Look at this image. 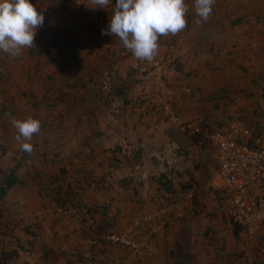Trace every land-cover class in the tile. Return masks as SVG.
I'll use <instances>...</instances> for the list:
<instances>
[{
  "label": "rangeland",
  "instance_id": "1",
  "mask_svg": "<svg viewBox=\"0 0 264 264\" xmlns=\"http://www.w3.org/2000/svg\"><path fill=\"white\" fill-rule=\"evenodd\" d=\"M59 1L57 9L53 0H47L54 15L48 19V26L38 29L33 48L22 49L19 56L0 52V257L17 251L18 256L8 264H45L43 258L51 262L48 264H54V259L66 263L65 256L72 253L71 222L78 220L84 225L87 218L80 217L71 206L66 210L53 202L51 195L58 186L62 196L74 195V204L87 207L88 218H103L99 209L103 204L91 201L89 205L88 200L104 198L112 219L97 228L99 235L88 237L90 249L85 258L92 255L97 251L93 242L137 221L129 220L127 227L121 219L122 203L106 198L118 193L109 183L130 180L136 193L145 182L156 191H166L165 185L172 187L158 208L195 192L189 202L193 211L189 222L205 219L200 226L202 236L216 239L217 246L224 245L223 251L227 245L234 251L228 264L247 256L250 262L244 264H264V235L250 237L238 227L235 236L236 225L219 212L215 193L207 186L208 172L218 166L216 148L202 136L196 143V135L172 124L163 109L169 105L184 124H193L202 116L208 130H227L240 122L249 126L255 137L264 131L260 104L264 102V41H258L264 26L252 25V18L261 13L262 0H233L232 13L221 14V18H234L243 24L245 30L239 39L244 55L226 61L231 65L227 70L225 60L199 69L200 76L210 78L201 85L185 77L186 61L175 57L179 52L176 45L171 48L175 47L174 52L163 47L154 56L164 66L158 74L151 61L120 56L124 48L120 39L102 35L97 21L88 15L91 5L92 9L99 7L94 0ZM75 1L83 3L84 12ZM112 9V5L105 9L108 22ZM162 38L165 35L158 39L159 46L169 44ZM94 39L111 42L115 51L97 46ZM66 40L69 45H65ZM179 45L191 54L196 47ZM208 45H212L210 51L219 44ZM36 51L46 54L32 58ZM118 90H125L123 96L116 95ZM28 118L41 122L40 132L27 141L31 152L22 149L12 123ZM198 165L203 168L201 173L194 172ZM12 175L16 181L9 179ZM73 234L72 241L77 239L75 231ZM241 246L244 250L236 248Z\"/></svg>",
  "mask_w": 264,
  "mask_h": 264
},
{
  "label": "crops",
  "instance_id": "2",
  "mask_svg": "<svg viewBox=\"0 0 264 264\" xmlns=\"http://www.w3.org/2000/svg\"><path fill=\"white\" fill-rule=\"evenodd\" d=\"M34 4L37 3V0H32ZM71 2V0H70ZM185 3L188 6V12L186 14L187 25L186 27L178 32L177 34H167L165 35L167 45L159 46L158 50L164 47V51L166 52H174L169 47H173V45L178 47L179 52L176 54V58H179L182 61H186V68L188 69L186 73V78H190L195 83L199 82L201 85L204 81L209 80L210 78L200 76L199 69L203 67H207L213 65L214 62L218 65L221 60H225L224 63L226 65L225 70L228 69L230 64H227L226 61L229 59L237 58L238 56L244 55L243 53V44L240 41V37L243 34L245 28L240 21H235L236 19H224L221 18V14L232 13V6L235 5L233 0H214L212 4V12L209 15L207 21H202L201 23H197L198 20H201L199 16L196 15L195 9V0H185ZM115 4V0L113 1ZM61 1L53 0V6L58 9L60 7ZM39 6L45 9V22L43 26H48V19L51 18L54 14L50 13V9H53L52 3L50 4L47 0H39ZM91 9L88 11V15L91 16V20L97 21V25L100 26L102 30H106L108 27V19L109 14L105 9ZM94 8H97L95 6ZM260 14H258L259 23H263L264 26V0L259 3ZM40 10L39 8L37 9ZM97 19V20H96ZM64 26H66V22H61ZM260 27V25L258 26ZM257 27V28H258ZM45 30V29H43ZM262 31L259 38L264 41V30ZM58 34V32L54 33V37ZM244 39V38H243ZM246 42L249 41L248 38H245ZM213 42L214 45L219 46L215 50L209 49L212 47H208L209 43ZM241 42V43H240ZM185 43L190 45H196L195 50L189 53L188 50L181 47L179 44ZM258 43V42H257ZM164 44V43H162ZM65 45H69V41H65ZM225 46L228 49H221ZM232 46V47H231ZM240 48H239V47ZM230 49V50H229ZM70 51V50H69ZM40 52L36 51L35 53ZM43 52V51H42ZM158 52V51H157ZM6 54V53H5ZM196 54V55H194ZM115 55V54H112ZM9 56V54H6ZM37 58L36 55L31 56L32 58ZM198 56L200 59H196ZM190 59V60H188ZM232 62V61H231ZM223 63V62H222ZM210 64V65H209ZM215 65V67L217 66ZM216 69V68H215ZM28 71V70H27ZM186 71V70H185ZM201 79V80H200ZM187 82V79H186ZM261 106L264 109V102H260ZM263 111V110H262ZM264 114V111H263ZM264 128V122L262 124ZM248 129L254 134L251 128L248 126ZM264 132V131H263ZM261 132V133H263ZM259 133V134H261ZM113 181L114 178L112 179ZM25 184H28L27 181H22ZM22 183V184H23ZM131 183V185H130ZM144 183V182H143ZM110 185L114 186L117 190V194L114 193L107 199H110V202H121V219L122 222L128 227L129 220L136 219L133 225H130L127 229L123 231H111V232H131L133 231V227L136 223H140L141 227L136 229L134 238L139 243H144L151 240V244L153 247V252L142 251L140 253L135 254L132 250L128 248H116L109 249L100 247L99 251L101 253V261L100 264H228L229 256L234 252L230 249L229 245L226 247V251H223L224 245L222 247L217 246V242L214 241L216 239H212V237L205 238L202 236L203 231L200 226H203L205 223V219H197L193 224L189 222V219L193 216L190 209L192 206L189 205V202L185 200V196L182 195V198L179 201L182 202V216L177 217V214L171 211H166V213H161L164 207H160L159 203L162 199L167 198V192L163 190H151L150 183L145 182L144 187L139 193H136L134 187V183L129 180L128 183L125 181H118L117 183L111 182ZM110 185H108L110 187ZM208 186V185H207ZM208 188H210L208 186ZM109 190V188H108ZM112 190V189H111ZM110 191V190H109ZM156 191V192H154ZM103 196H93L90 200H88L89 205L91 201L96 203H102L99 209L103 212L102 219L90 217V211L87 216H80L83 218H87L86 223L82 225L78 220L76 222H71V226L69 230L71 231V255H66L65 260L66 263L62 260L54 259V264H80L81 260H83L89 251L90 246L87 245L88 237L95 233L99 235V229L103 227L105 221H111V215H107V205L104 204L102 200ZM105 197V196H104ZM113 198V199H112ZM127 199V201H125ZM159 199V200H158ZM137 201H141L137 203ZM159 201V202H158ZM92 202V203H93ZM158 203V204H157ZM82 207H86L82 204ZM81 208V206H80ZM194 210V209H193ZM75 212V211H74ZM204 216V215H203ZM149 218H152L148 221ZM101 221V223H100ZM128 221V222H127ZM101 224V225H100ZM100 226V227H99ZM92 229V230H91ZM87 230V231H85ZM155 230V233L152 234V231ZM76 232L77 239L72 241V238L75 237L73 232ZM201 231V232H200ZM68 234L67 231H60V233ZM110 233V232H109ZM94 234V236H95ZM264 235V233H262ZM68 236V235H67ZM105 236V235H104ZM102 237V236H101ZM100 237V238H101ZM227 241V240H226ZM89 243V242H88ZM190 244V245H189ZM222 244V240H221ZM233 248V247H231ZM237 249L244 250V248L236 247ZM109 250V251H108ZM174 252L176 255L174 256ZM84 255V257H82ZM177 259H176V258ZM233 257V255H232ZM231 257V258H232ZM59 258V257H58ZM180 258L190 259V263H180ZM225 258V259H224ZM45 264L51 263L48 262L47 258H43ZM230 261V258H229ZM243 262H250L249 257L241 259L237 261L236 264H244Z\"/></svg>",
  "mask_w": 264,
  "mask_h": 264
},
{
  "label": "built area",
  "instance_id": "3",
  "mask_svg": "<svg viewBox=\"0 0 264 264\" xmlns=\"http://www.w3.org/2000/svg\"><path fill=\"white\" fill-rule=\"evenodd\" d=\"M74 4L84 12L81 1H75ZM258 23V17L254 16L252 25L256 26ZM94 42L110 52L115 51L113 44L105 39H94ZM252 47L255 48L256 43L253 42ZM130 55H133L132 52L125 47L120 51L123 58ZM151 63L158 74H162L163 63L154 58ZM171 74L174 76L175 72L171 71ZM163 109L172 124H178L182 129L187 128L193 135L205 137L216 148L218 166L208 186L215 193L214 199L218 201L219 212L244 229L250 237L264 233V132L255 137L248 127L240 122L232 124L227 130H208L202 116L193 124H184L169 105L166 104ZM195 196V192L190 193L184 199L193 201ZM166 211L181 217L182 202L177 200L161 213ZM83 213L88 215V211ZM140 227L141 224L136 223L131 232H111L100 241L93 242L97 251L86 257L84 264H100L99 248L103 246L109 249L128 248L135 254L142 251L153 252L151 240L139 243L133 238L136 229ZM154 233L155 230L152 231V234Z\"/></svg>",
  "mask_w": 264,
  "mask_h": 264
},
{
  "label": "clouds",
  "instance_id": "4",
  "mask_svg": "<svg viewBox=\"0 0 264 264\" xmlns=\"http://www.w3.org/2000/svg\"><path fill=\"white\" fill-rule=\"evenodd\" d=\"M99 5L93 9H106L112 5V14L102 35L116 36L123 46L140 60L151 61L156 55L158 39L167 34H177L187 25L188 6L185 0H94ZM214 0H195L197 23L207 21ZM40 9L39 11L37 9ZM45 9L39 0H0V52L19 56L22 49L33 48L37 31L44 25ZM16 139L22 149L32 151L30 141L40 132L38 119L14 120Z\"/></svg>",
  "mask_w": 264,
  "mask_h": 264
},
{
  "label": "trees",
  "instance_id": "5",
  "mask_svg": "<svg viewBox=\"0 0 264 264\" xmlns=\"http://www.w3.org/2000/svg\"><path fill=\"white\" fill-rule=\"evenodd\" d=\"M34 54L36 56H40L41 57V56L45 55L46 53L40 51V52H37V53H34ZM31 55L33 56V53H31ZM263 90H264V87H263ZM124 92H125V90H118L116 92V95H118L119 97H121V96H123ZM200 137H201L200 135H196V136L193 137V140L196 143H199L200 142ZM185 148H188V146H186ZM202 169L203 168L200 165H198V166L194 167V172L195 173H201ZM216 169H214V171L212 170V171L208 172L207 177H210L211 178V176L216 171ZM9 179L10 180H13V181L14 180L16 181V176L12 175ZM205 183H206V180L203 181V182H201V183H198V184H199V186H202ZM166 186H168V185H165V189H166L165 192L171 193L169 191L172 190V187H166ZM57 188H58V190L55 193H52V195H51V197L53 198V202H55L57 206H59L60 208H65L66 210H68L69 207L71 206L72 208L75 209V211L77 213L83 214L81 216H87L86 214L83 213L84 211H88L87 207H82L81 206V208H80V206H77L73 202L74 201V199H73L74 195H70V196L69 195H64V196H62V193H63L62 192V188L60 186H58ZM73 193L76 194L77 192L74 191ZM173 203H171V204H173ZM170 205H168V206H170ZM238 227L241 228L240 226L236 225V229H234L235 236H238V233H239V228ZM16 256H18L17 251H14V252H11V253H7V254L6 253L5 254H2V256L0 257V264H8L9 260L13 259ZM84 262H86V259L81 260L80 264H84Z\"/></svg>",
  "mask_w": 264,
  "mask_h": 264
}]
</instances>
